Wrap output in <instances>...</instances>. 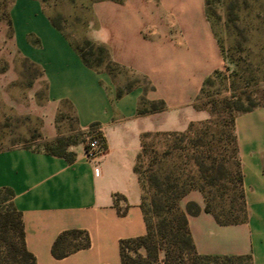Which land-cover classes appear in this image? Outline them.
I'll list each match as a JSON object with an SVG mask.
<instances>
[{"label": "crops", "instance_id": "1", "mask_svg": "<svg viewBox=\"0 0 264 264\" xmlns=\"http://www.w3.org/2000/svg\"><path fill=\"white\" fill-rule=\"evenodd\" d=\"M7 17L10 23L0 20V60L9 62L0 73V93L12 111L0 123L1 138H14L18 129L10 116L26 118L19 132H38L41 140L84 133L69 146L73 161L43 146L0 147V187L13 190L26 247L36 264H121L120 241L147 231L143 190L134 171L142 135L184 130L203 118L205 112L193 103L205 79L224 66L206 0L95 1L85 36L107 48L120 67L115 73L83 61L43 0H8ZM15 55L37 68L30 92L42 85L40 100L10 93L20 76ZM159 101L162 110L138 112L142 103ZM234 131L247 218L223 225L203 210L188 214V225L199 253L250 254L253 264H264V104L238 112ZM96 134L105 147L90 159L86 146ZM115 193L121 196L115 199ZM182 200L184 208L189 201L205 205L198 190ZM70 229L85 230L89 244L55 256V239Z\"/></svg>", "mask_w": 264, "mask_h": 264}, {"label": "rangeland", "instance_id": "2", "mask_svg": "<svg viewBox=\"0 0 264 264\" xmlns=\"http://www.w3.org/2000/svg\"><path fill=\"white\" fill-rule=\"evenodd\" d=\"M43 1L52 19L73 42L83 44L92 19V5L98 0ZM7 5L8 0H0V20L8 21ZM206 12L220 44L224 66L214 72L204 84L197 103L202 107L200 110L205 112V116L194 120V127L189 134H151L144 138L147 152L142 154L139 163L147 177L150 170L157 180V184L153 185L146 182L143 196L147 202L152 198L163 197L161 190L173 183L177 172L182 176L181 179L186 180L194 175V180L198 181L201 176L200 169L213 177L214 184L207 186V189H211L209 195L213 205L228 208L232 201L237 202L232 177L236 175L238 163L236 155L231 151V116L238 112L237 107L264 104V0H207ZM14 61L20 76L10 85V93L25 101L33 95L40 100L43 96L42 85L39 91L37 89L35 93L30 92L32 82L38 76L37 68L17 55ZM8 64V60H0V73ZM10 110L12 111L8 110L0 93V123L7 119L4 116ZM68 119L70 126H73L72 115L68 114ZM8 120L15 122L18 129L14 127V138L2 139L3 130L0 124V147L13 143L43 146L37 132H19L27 121L26 118L10 116ZM31 121L34 125L38 123L36 118ZM69 136L75 140L80 137V133L76 131ZM193 150L204 155L203 166H198L186 155ZM211 156L217 160L213 162ZM203 182L201 179V183ZM193 190L203 194L199 189L190 191ZM4 196L5 194L1 197ZM182 199L183 197L179 204L184 209ZM2 248L5 249L4 246Z\"/></svg>", "mask_w": 264, "mask_h": 264}, {"label": "trees", "instance_id": "3", "mask_svg": "<svg viewBox=\"0 0 264 264\" xmlns=\"http://www.w3.org/2000/svg\"><path fill=\"white\" fill-rule=\"evenodd\" d=\"M207 5V0H206ZM53 20V19H52ZM10 23V19H8ZM54 24L63 29L53 20ZM74 43V42H73ZM76 50L79 52L83 61L90 67L95 69H107L111 73L119 72L120 67L117 63L109 58L107 48L99 42H96L88 37H84L83 44L74 43ZM29 62L27 59H25ZM31 66L33 63L29 62ZM35 67V66H34ZM216 70L215 72H217ZM210 79L207 77L204 84ZM204 84L200 93L203 90ZM123 89L118 90V95H121ZM200 93L196 97L193 106L196 109L202 107L198 105ZM143 102V101H142ZM263 105V104H262ZM259 105L237 107L238 112L251 110ZM164 108L163 101L151 103L150 106L140 105L139 113L148 111H159ZM237 112V113H238ZM236 113V114H237ZM235 114V115H236ZM235 115L231 116L232 122V137L231 151L236 155L238 170L236 175L232 177L235 185V195L237 202L232 201L228 208L216 207L211 202V189L207 186L214 184L213 177H209L204 170H201L200 180H194V175L185 179H181L178 172L175 174L173 183L161 190L162 196L159 199L152 198L150 202L145 200L142 195L141 206L144 212V218L147 226L145 234L122 239L120 241L121 264H253L250 254L231 255V254H202L196 249L189 225L188 214H198L201 211L212 213L216 220L223 225L243 222L247 218L246 198L243 189V176L240 169V163L237 156V143L234 131ZM194 121H191L188 127L184 130H168L156 131L153 133L147 132L142 135V144L140 152L137 155L134 171L138 175L142 190L147 186L146 182L152 185L157 184L156 177L149 170L145 175V171L141 169L140 157L147 152V147L144 143V138L151 134L177 135L185 136L189 134L193 127ZM37 136L41 138V134L37 132ZM81 138H84V133L80 132ZM101 142V147H105L104 139L100 134H96ZM78 139V138H77ZM71 136L60 135L54 140H42L44 149L52 154H57L65 157L68 161H73L75 153L69 150L70 144L76 142ZM195 143V145H198ZM193 150L186 153L195 163L203 166L204 155ZM213 162L217 160L215 157H210ZM154 164V162H152ZM201 179L204 180L201 183ZM199 189L205 196V205L202 207L195 201H189L186 207H180V199L184 197L190 190ZM4 197H1L4 195ZM13 190L8 187H0V264H36L35 256L30 252L25 243V230L21 212L16 209L12 202ZM121 195L114 194L117 199ZM4 203L6 205H4ZM120 212H123L120 210ZM69 237L73 239L69 241ZM89 244V235L82 229H70L60 233L52 245V252L55 256H63L68 252L85 247ZM4 246L5 249L2 248Z\"/></svg>", "mask_w": 264, "mask_h": 264}, {"label": "built area", "instance_id": "4", "mask_svg": "<svg viewBox=\"0 0 264 264\" xmlns=\"http://www.w3.org/2000/svg\"><path fill=\"white\" fill-rule=\"evenodd\" d=\"M101 142L98 137H91L88 140V144L86 146V155L88 158L93 159L97 157L101 150ZM97 171V169H96Z\"/></svg>", "mask_w": 264, "mask_h": 264}]
</instances>
